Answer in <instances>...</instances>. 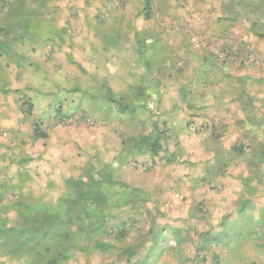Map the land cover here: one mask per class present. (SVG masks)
<instances>
[{
  "label": "crops",
  "instance_id": "crops-1",
  "mask_svg": "<svg viewBox=\"0 0 264 264\" xmlns=\"http://www.w3.org/2000/svg\"><path fill=\"white\" fill-rule=\"evenodd\" d=\"M219 1V8L217 11L215 10L217 18L212 24L205 27L208 31H202L201 37L196 39L200 44H193L186 55L195 53L202 56L201 64L192 68L193 74L189 78L184 74L190 63L186 56L183 57L185 60L182 65L183 70L177 67L178 63L173 66L166 63L164 66L166 71L164 69L160 71V74L165 73V76H159L162 112L166 109L165 106H168L166 104L168 100L171 110L177 107L182 110L173 116L169 115L174 123L171 130L174 142L169 149L173 159H162L156 165L149 166L144 163L143 167H139L140 163H132L133 168H131L132 164L121 166L118 162L122 152L120 142L121 147L119 149L116 147L114 156L109 161L114 165V168L118 165V169L115 168L116 175L119 174L118 179L147 192L150 199L159 204L155 207L144 205L145 210L142 211L129 208L124 213L125 216L122 214L135 226L127 237L128 241L131 238L132 245L143 241L142 245L95 247L88 253H79L76 259L70 261V264H264V252L256 247V241H240L238 243L240 251L238 252L243 257L240 260H235L227 257L231 252L223 242L216 243L213 240L209 246L204 247L198 246L201 241L198 242L196 239L199 233L206 231H209L212 236L215 233L221 234L225 228L224 224L232 228L231 225L238 219L236 203L242 198V192L239 191L240 179L237 178V175L242 170L246 175V171H248L244 160L235 159V162L226 167L223 166L224 172H220L218 168L220 165L216 162L214 151L207 149L204 140L213 135L220 138L221 141L228 139L227 147H223L222 143L225 151L236 147V151L244 150L247 154L252 151L257 142L264 140V97L261 94L263 88L261 84L249 80L247 76L238 74L233 67L235 64L247 66L244 59L247 55L255 52L253 42H264V38H259L252 33L250 21H220L218 17L221 15L222 0ZM135 18L136 16L133 14L131 18L127 19V25L136 26L138 29L144 28ZM180 24H184V22ZM252 38L254 41L251 42ZM213 40L218 41L219 49H225L224 51L229 53L230 59L227 62H223L217 57L219 51L211 50ZM181 42L187 43L182 37ZM183 44L174 47L175 59L183 55L180 50ZM194 46L200 47L199 51L195 52ZM165 60L163 63L166 62ZM179 75H186L183 77L185 80L179 81L178 79L177 81ZM18 80V77H11L8 87L13 93L22 87V82ZM172 87H175L173 98L169 95V89ZM13 99V101L2 99L0 110L3 111L4 117L0 116V122L6 121L11 126L9 129L15 132L16 129H19L18 124L22 122L19 119L21 112L26 109H23L22 105L24 97L17 93L14 94ZM18 105L22 107L20 108ZM162 105H164L163 108ZM246 107L249 108L246 109ZM33 115L34 113L30 115L29 123L25 127L23 126L27 130L20 129L21 133L11 134L12 138L16 139L13 143L11 140L2 141L0 139V152L2 149H7L8 146L10 149L9 154L4 152L5 161L2 159L4 162L0 165V186H12V184L23 181L24 185L28 187L42 176L48 178V182L50 181L51 184L53 182L50 190H54L57 185L54 179L49 178L48 171L55 172L63 180L64 174L70 175V168L76 166L80 169L83 165V163L72 165L71 162H67L68 152L66 151L67 147L71 145V148L77 151V155L80 153L78 144L81 142V134L79 132L82 130L76 131V133H66L62 130H57L55 133L46 130L47 133L44 131L43 137H36V119H34L36 116ZM161 118L166 120L168 116L164 112ZM119 133L118 131L120 137ZM6 134L5 131L2 136ZM106 136L111 142L110 136L108 134ZM189 137L193 139L202 137L201 145H197L196 151L192 150L191 152L193 160L184 154L187 148L183 143ZM245 138L248 143L242 141ZM22 140L26 142L24 145L21 144ZM177 141L180 143L179 145H177ZM109 144V142H104L103 150H114L115 147H110ZM202 145L204 149H202ZM52 156L56 158L53 157V159ZM48 166L53 168L42 169ZM33 187L36 191L40 188L39 185ZM44 188H47V184ZM3 201L5 200L3 199ZM174 202L189 204L185 221H181V218L170 208H165V204L172 206L175 204ZM202 202L209 210L208 216L204 219L199 213H194L192 216L191 208L198 207ZM252 202L255 204V213L264 207V183L260 185L257 194L253 196ZM113 222L117 223L119 219H114ZM163 229L162 236L164 237H161L157 244L156 239ZM150 230L154 232V235L146 236ZM205 252L208 255L202 258V254ZM212 252L218 253V261H214Z\"/></svg>",
  "mask_w": 264,
  "mask_h": 264
},
{
  "label": "rangeland",
  "instance_id": "rangeland-1",
  "mask_svg": "<svg viewBox=\"0 0 264 264\" xmlns=\"http://www.w3.org/2000/svg\"><path fill=\"white\" fill-rule=\"evenodd\" d=\"M87 1L92 3H87ZM106 1H108L107 5L102 0H0V98L13 101L14 94L18 93L21 97H24V101L29 100L32 103L31 114L34 113L33 116H36L34 118L36 119L35 125L39 127L36 130L39 132L43 133L45 131L47 133L46 130H49L56 133L57 130H62L66 133H76V131L82 130L79 132L81 134L80 141L82 142L78 144L80 145V153L77 155V151L72 149L71 145L66 149L68 152L67 162H71L72 165L83 163L82 167L89 163L109 164L116 147L118 149L121 147V139L117 131L119 125L116 119L110 120L106 116L102 106L101 100L104 95L102 89L106 87H102L101 83L106 81L115 90H126L129 84L140 81L142 77H145L146 81V77L150 76L149 78L152 79L150 87L157 85L153 82L154 77L165 76V73L160 74V71L164 69L166 63L173 66L175 60L177 61L173 49L175 46L183 44L181 42L183 35L180 27L185 26L188 37H191L186 40L185 46L190 48L193 44H200L199 40L196 41V39L201 37L202 31H208L205 27L212 24L217 18L216 11L220 2L219 0H183V4L187 3L185 6L180 4L178 0L157 1V6L154 5L155 7H153L154 17L147 21L139 13L140 9L136 0L129 1L122 9L119 5H122L120 3L124 0H119L120 3H118V0ZM175 1H177V5L174 4ZM198 1L200 3L195 5ZM175 5L178 9L174 7ZM100 11L107 13L96 16V14H100ZM172 13H177L175 21L179 20L180 23L184 22V24L178 22L175 24L174 22L172 24L167 22L165 24L167 32L163 36L174 44L170 50L166 51L167 56L171 55L165 58L166 62L160 66L157 55L154 53L155 55L151 57L150 63H152L155 71L148 76L149 73L142 62V58L146 51L158 52L157 48L150 50L156 44H154V41L150 44L145 42L142 44L144 50L141 49L137 53L132 44L131 27L127 25L126 20L134 14L135 19L138 20L140 25L144 26V29L153 30L154 27L159 28L161 19L156 20L157 17ZM119 22H121L122 29L128 33L129 37H125V40L117 42L118 45H116L114 42L117 38ZM252 41H254L253 38ZM199 48L194 46L193 50L197 52ZM219 48L218 41L213 40L211 50L220 53ZM253 49L255 52L252 54L260 60V65L240 66L235 64L233 67L238 74L245 75L249 80L261 84L263 88L261 94L264 97V42L254 41ZM186 57L190 63H187L188 66L184 74L189 78L193 74L192 68L201 64L202 56L194 53ZM164 71L166 70L164 69ZM186 75H179L176 80H185L183 77H186ZM11 77H18V81L22 82V87L18 91L16 90V93H13L8 87ZM174 89L175 87L169 89V95L172 98L175 96ZM2 99L0 100V106L2 105ZM19 101L22 100L19 99ZM166 104L168 106H165L166 109L159 113L158 120L159 123L162 122L161 116L165 112L168 116V120L166 119L167 124L172 130L174 123L169 115L173 116V114L180 113L182 110L180 107L171 110L169 100ZM22 105L24 106L23 109H26L24 103ZM163 107L164 105H162ZM0 116L4 117L2 110H0ZM30 117L23 110L19 118L22 122L18 124L19 129H16L15 132L9 129L11 126L6 121L0 122V139L2 141L11 140L13 143L16 139L12 138V135L20 132V129L27 130L24 127L29 123ZM159 125L164 126L162 123ZM5 131L7 134L2 136ZM106 134L110 136L111 142ZM202 137L201 139L189 137L184 141L183 144L188 151V153L184 151V154L190 160L194 158L193 153H191L192 150L196 151L197 145H201ZM228 141V139H223V147L228 146ZM242 141L248 143L247 138ZM21 142L22 145L26 143L25 140ZM104 142H109L110 147H115L114 150H103ZM173 142V138L170 139L171 147ZM7 149H2L0 152V165L5 161L4 152L10 153L9 146ZM202 149H204L203 145ZM96 160L98 162H95ZM143 165L145 164L141 161L139 167H143ZM50 168L53 167L48 166L42 169L50 170ZM115 168L118 169V165ZM131 168H133V164ZM47 174L50 175L49 178L55 180L57 185L54 190L49 192L48 197L52 199L61 190L65 189V186L64 181L58 177V174L50 171ZM47 182L48 178L40 176L32 186L40 185L44 187ZM148 198L149 201L147 199L143 207L144 205L149 207L159 205L154 203L149 196ZM174 203L172 206L165 204V208H170L181 218V221H185L189 204ZM143 207L137 208L142 211L145 210ZM10 247L11 249L14 248V246ZM15 252H12L14 257L3 255L1 252L0 264H22V257Z\"/></svg>",
  "mask_w": 264,
  "mask_h": 264
},
{
  "label": "trees",
  "instance_id": "trees-1",
  "mask_svg": "<svg viewBox=\"0 0 264 264\" xmlns=\"http://www.w3.org/2000/svg\"><path fill=\"white\" fill-rule=\"evenodd\" d=\"M102 1L107 5L108 1ZM129 1L131 0L120 3L118 0V3L122 4L119 5L121 9ZM136 1H138L139 13L147 21L153 19L155 14L153 7L157 6V1L161 2V0ZM89 2L91 1H87ZM178 2L183 4V0ZM174 4L177 5V1ZM176 5L174 7L177 9ZM183 5L186 6L187 3ZM102 12L100 11L101 15L107 13ZM176 17L177 13L167 16L162 14L161 17L156 18V20L161 19L159 28L154 27L153 30L131 27L132 44L137 53L143 49L142 44L145 42L150 44L154 41L156 44L150 50L157 48L158 52L151 53L146 50L145 53L143 52L142 62L149 73L148 76L155 71L150 63L154 53L157 55L160 66L163 60L171 55L167 56L166 51L170 50L174 44L166 40L163 34L167 32L165 28L167 22L180 23L179 20L175 21ZM218 19L230 22L250 21L252 33L259 38H264V0H222L221 15ZM121 22H119L117 38L114 42L116 45H118L117 42L125 40V37H129L128 33L122 29ZM180 28L184 40H189L191 37H188L185 26L182 25ZM180 50H183V55H180L173 64L178 63L177 67L182 68L183 62L185 63L183 57L189 53L190 49L183 44ZM224 50L220 49L225 54L223 58L216 55L223 62H227L230 55ZM173 51L175 53V49ZM247 56L245 59L248 58ZM149 77H146V81L145 77H142L140 81L138 80L139 82L129 84L126 90H115L106 81L101 83L102 87H106L102 89L103 109L106 116L110 120L116 119L119 125L122 152L118 162L121 166L139 164L140 160H145L143 163L149 166L156 165L162 159H173L169 150L170 139L173 138L171 128L167 120H162L161 123L164 126H160L161 123L158 120L159 113H162L160 108L162 92L159 90L161 80L158 76L154 77L153 82L157 85L150 87L152 79ZM24 105L25 111L30 116L32 103L27 100L24 101ZM43 135H45L44 131L43 133L37 131L36 137H43ZM179 144L177 141V145ZM204 144L207 149L214 151L216 162L220 165L218 167L220 172H224L223 166L226 167L235 162V159L244 160L248 171L246 175L243 170L237 175L240 179L239 191L242 192V198L236 203L238 219L231 225L232 228L224 224L225 228L221 234L215 233L212 236L209 231L199 233L196 239L201 242L198 246L207 247L213 240L216 243L223 242L231 252L227 257L235 260L243 257L238 252L240 241H256V247L264 252V207L255 213V204L252 202L253 196L264 183V140L254 144L255 147L249 154L244 150L236 151V147L225 151L221 139L214 135L207 137ZM69 170L70 175L64 174L65 189L52 199L48 197L53 184L50 181L47 182L46 189L39 185L38 191L33 186L27 187L23 181L12 186H0V253L12 257V252L16 251L15 253L22 257V262L27 264H70V261L76 259L79 253H88L95 247L142 245L143 241L133 245L131 238L128 241L127 237L135 226L129 222V219L124 218L126 215L124 213L129 208L138 210L137 207H143L148 199V193L118 179L116 169L111 163L105 165L89 163L80 169L74 166ZM191 212L192 216L194 213H199L203 219L209 214L204 202L198 207H192ZM114 219H119V222H113ZM163 232L164 229L161 233L158 232L160 236L156 239L157 244L159 239L164 237ZM153 233L150 230L146 236ZM10 246L14 248L11 249ZM212 254L214 261H218V253L212 252ZM202 255L204 258L208 254L205 252Z\"/></svg>",
  "mask_w": 264,
  "mask_h": 264
},
{
  "label": "built area",
  "instance_id": "built-area-1",
  "mask_svg": "<svg viewBox=\"0 0 264 264\" xmlns=\"http://www.w3.org/2000/svg\"><path fill=\"white\" fill-rule=\"evenodd\" d=\"M218 56L220 58H223L225 56V54L223 52H218ZM245 60V64L246 65H260V60L256 57H254L253 55H249V57L247 59H244Z\"/></svg>",
  "mask_w": 264,
  "mask_h": 264
}]
</instances>
